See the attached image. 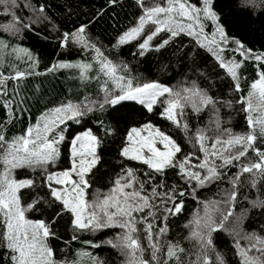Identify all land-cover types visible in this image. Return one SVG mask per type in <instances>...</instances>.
I'll return each instance as SVG.
<instances>
[{
  "label": "snow or ice",
  "instance_id": "obj_1",
  "mask_svg": "<svg viewBox=\"0 0 264 264\" xmlns=\"http://www.w3.org/2000/svg\"><path fill=\"white\" fill-rule=\"evenodd\" d=\"M115 2V0H112ZM142 8L138 24L126 31L118 40L122 45L135 40L142 35L147 25L154 26L149 29V34L139 44L140 55L144 54L150 46V42L162 32L169 33V39H164L156 50L163 48L170 39L187 34L194 37L199 47L206 48L216 60L219 67L224 69L227 75L235 82L234 90L241 92L239 83V69L243 61L230 60L225 62L221 53L224 45L229 41L224 27L220 24V17L214 9V0H164L163 3L146 5L144 0H137ZM242 8H255L256 0H239ZM0 5L5 6V14L11 15L12 21L8 25L0 26L4 31L18 34L22 30H31L43 15L44 8H35L30 0H0ZM199 5V6H198ZM264 6V0H261ZM21 7L39 12L40 17L31 23H25L16 15L15 9ZM210 21L214 25V31L205 32V22ZM86 25L79 27L75 32L64 33L62 46L69 41L82 47H91L95 50L94 60L99 65L98 71L112 81L119 94L106 86L105 96L98 107L103 109L105 105H120L123 101H135L143 105L148 112H152L159 102L163 107L161 115L177 127H183L185 132L188 124H182L180 117L184 115L186 108L199 114L205 108L211 106L214 114L212 123L214 129H197L194 134L193 146H198L203 154L202 159L195 157L199 163L193 164L194 153H190L182 160L177 159L181 147L177 142L151 123L141 127H132L126 135V141L120 150V156L127 160L137 161L146 165L154 173L163 174L168 168L178 169V174L186 184L192 186V195L195 198L197 189L208 184L220 181L227 174L224 169L236 167L238 170L229 180L231 188L225 190L224 198L203 202V215L199 212L185 225L190 229L186 237L192 243L195 250V259H183L185 249L179 243L171 241L163 242L168 228L155 224L156 212L160 205H164V211L169 215H178L183 210V202L175 199L176 189L170 192H159L157 185L148 191L145 188L146 181L139 180L132 168H124L111 182L107 191L96 189L89 200L88 189L92 187L89 176L100 161L98 148L101 139L91 129L84 130L74 135L69 143L68 160L70 167L59 171H49L50 166H55L61 157L60 145L66 137L61 125L68 121L79 123V118L87 112H91L97 106V102L74 104L71 101L62 103L41 114L34 125L27 127L24 133L7 138L5 130L0 125V264H3V255H7L8 264H64L55 259V253L50 246L49 239L54 237L49 223L44 220H32L26 213L34 209L39 203V198L24 206L21 201V190L35 187L36 181L32 178L18 179L17 170L30 169L39 172L43 179V185L48 189L52 203H59L60 209L57 215L69 213L73 217L72 224L78 230H103L105 228H119L116 241H108L111 247L119 250L124 257L123 264H213L210 253L215 251L213 233L225 231L236 237L235 247L241 257L240 264H264V236L256 233H243L242 221L244 214L235 217V224L231 229L225 225L230 217L234 216V208L238 195V186L244 174H250L251 186L264 179V150L256 147L258 141H264V53H253L247 50L240 41H233L245 60L257 62V78L251 83L246 96H240L236 103L241 105V111L245 113L247 131L234 133L231 128L223 127L219 117L218 101L210 96L207 91L199 88L195 82L191 86H182L177 89L162 85L158 82H147L133 86L132 79L120 73L127 71V66H120L108 59L95 45H89L86 37ZM0 47H6L0 42ZM24 53L29 60L36 61L27 49H13V53ZM62 68H77L80 70L82 80L89 79L88 73L93 64L87 62L58 63L48 69L49 72ZM40 73L29 72L27 75ZM26 73L16 71L13 77H3L0 74V85H5L7 79H20ZM7 95L3 87H0V96ZM164 98V99H161ZM232 107V101L225 102ZM4 107L8 110L11 123L16 117L12 111L11 100L4 101ZM114 119H123L120 109H114ZM57 129H60L57 132ZM208 131H214L216 135L208 136ZM158 145L162 147H158ZM255 155V159L249 157V153ZM219 161V163H217ZM153 177L148 172L144 173ZM185 195L184 191L178 193ZM159 200V204L156 201ZM171 202L172 207H167ZM253 208L264 209V200L252 201ZM163 221H167L165 215ZM54 222V221H53ZM143 232L142 243L140 233ZM243 233V234H242ZM75 239V237H74ZM240 239L248 241L247 246H241ZM99 245H97L98 247ZM145 253H148L146 256ZM92 264H104L98 258L92 259ZM214 264H225L222 255L216 253Z\"/></svg>",
  "mask_w": 264,
  "mask_h": 264
},
{
  "label": "trees",
  "instance_id": "obj_2",
  "mask_svg": "<svg viewBox=\"0 0 264 264\" xmlns=\"http://www.w3.org/2000/svg\"><path fill=\"white\" fill-rule=\"evenodd\" d=\"M146 5L163 3L164 0H144ZM196 3V0H190ZM22 3V1L20 2ZM35 8L43 6L42 17L32 24L31 30L25 29L14 34L4 31L0 27V42L6 47H0V74L3 77H13L16 71L25 72L20 79H7L5 85H0L7 95L0 96V125L3 126L7 138L24 133L25 129L34 125L42 113L50 108L71 101L74 104L97 102L93 111L87 112L79 118V123L68 121L60 126L63 129L66 140L60 145L61 157L55 166H50L49 171H59L70 167L68 154L71 138L84 130L91 129L101 139L98 148L99 163L89 176L92 187L88 189V199L96 189L107 191L111 182L124 168L135 170L139 180L146 181L145 188L157 185L161 193L176 189L175 199L183 202V210L178 215H169L164 211V205L159 206L156 212L155 224L163 227L167 224L168 232L163 242L171 241L179 243L184 249L183 259H195L192 243L186 239L190 229L186 228L190 220L197 212L203 215V202L221 200L224 192L231 188L229 180L237 172L236 167L224 169L227 174L220 181L208 184L196 191L195 198L192 195V186L185 183L178 174V169L168 168L163 174L154 173L137 161L127 160L120 156V150L125 144L127 132L132 127H141L151 123L162 132L171 136L181 147L177 159L182 160L190 153L195 156L192 163H199L195 157L202 159L203 154L198 146L194 147V134L197 129L213 128L214 114L211 106L205 108L199 114L186 108L184 115L180 117L182 124H188L185 132L183 127H177L163 118V105L157 103L152 112L135 101H123L120 105H105L103 109L98 107L99 102L105 96V86L113 94H119V89L112 87L113 82L99 73V65L94 60L95 50L85 48L79 44L68 42L62 46L63 34L75 32L81 26H87L85 37L89 45H95L104 55L120 66H127V71L120 74L132 79L133 86L147 82H159L173 89L182 86H191L193 82L207 91L218 101L219 117L223 127H228L234 133L246 132L247 124L245 113L241 105L236 103L240 96H246L251 83L257 78V62L245 60L233 41H240L245 49L253 53H264V6L261 0H256L255 8H242L239 0H214V9L220 17V24L224 27L229 41L224 45L221 53L225 62L230 60L243 61L239 69V83L241 92L234 90L235 82L227 75L224 69L219 67L216 58L206 48L198 46L196 39L187 34L170 39L163 48L156 50L164 39H169V33L162 32L155 37L143 55H140L139 44L149 34V29L154 27L147 25L144 33L135 40L119 45L118 40L126 31L137 26L142 8L137 0H30ZM199 6V5H198ZM16 15L25 23H31L40 17L39 12L33 13L28 8L15 9ZM12 21L11 15L5 14V7L0 6V26L8 25ZM214 31V25L210 21L205 22V32ZM23 48L31 53L36 61L28 59L24 53H13V49ZM87 62L93 64L89 71V79L80 78V70L77 68H62L49 72L48 69L58 63ZM40 73L39 75L27 73ZM162 99V98H161ZM164 99V98H163ZM11 100L12 111L15 119L11 123L8 110L4 107V101ZM232 101V107L225 102ZM119 108L123 119H114V109ZM57 129V132L60 131ZM208 136H214V131H208ZM256 147L264 150V141H258ZM251 159H255L253 153H249ZM219 163V161H217ZM148 172L151 177L145 176ZM18 179L32 178L36 181L35 187L21 190V201L24 206L40 199V203L26 213L32 220H44L49 223L54 237H50L49 243L55 253V259L64 264H92L93 258L104 261V264H123L124 257L119 250L111 247L108 241H116L119 228H105L103 230H78L72 224L73 217L69 213L57 215L60 209L59 203H52L48 189L43 185V179L39 172L30 169L17 170ZM250 174L241 177L238 186V195L234 208V216L230 217L225 227L231 229L235 224V217L244 214L242 221L243 233H256L264 236V209L253 208L252 201L264 200V179H261L256 187H252ZM184 191L183 197L178 193ZM159 204V200L156 201ZM171 208L172 203H167ZM167 215V221L163 217ZM54 221V222H53ZM242 233V234H243ZM75 237V239H74ZM143 244V232L140 233ZM215 251L210 253V259L214 264L216 253L223 256L225 264H240L241 257L235 247L236 237L228 232L213 233ZM241 246H247L248 241L240 239ZM97 245H99L97 247ZM3 253V250H0ZM147 256L148 253H145ZM3 264H8L7 255L4 254Z\"/></svg>",
  "mask_w": 264,
  "mask_h": 264
},
{
  "label": "rangeland",
  "instance_id": "obj_3",
  "mask_svg": "<svg viewBox=\"0 0 264 264\" xmlns=\"http://www.w3.org/2000/svg\"><path fill=\"white\" fill-rule=\"evenodd\" d=\"M22 0H18V3H20ZM0 6H3V7H5L4 5H0ZM159 83V82H158ZM160 84H162V83H160ZM163 85V84H162ZM166 86V85H165ZM112 87L113 88H115V85L113 84L112 85ZM116 89V88H115ZM163 99V98H162ZM88 130V129H87ZM158 147H162V146H160V145H158Z\"/></svg>",
  "mask_w": 264,
  "mask_h": 264
}]
</instances>
